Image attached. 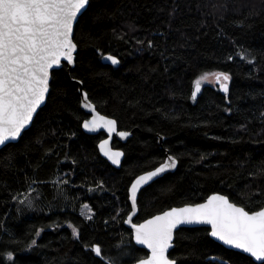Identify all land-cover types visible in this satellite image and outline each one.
<instances>
[{
    "label": "trees",
    "instance_id": "obj_1",
    "mask_svg": "<svg viewBox=\"0 0 264 264\" xmlns=\"http://www.w3.org/2000/svg\"><path fill=\"white\" fill-rule=\"evenodd\" d=\"M74 41L76 66L53 71L30 129L0 149V264L147 257L125 225L128 189L166 151L178 167L141 190L136 223L212 193L250 212L264 207V0H90ZM107 54L117 67L102 62ZM214 73L228 75V90L203 85L195 99L196 81ZM79 82L101 113L133 133L114 141L125 152L121 168L99 153L104 133L83 131ZM170 258L258 264L205 227L178 230Z\"/></svg>",
    "mask_w": 264,
    "mask_h": 264
},
{
    "label": "snow or ice",
    "instance_id": "obj_2",
    "mask_svg": "<svg viewBox=\"0 0 264 264\" xmlns=\"http://www.w3.org/2000/svg\"><path fill=\"white\" fill-rule=\"evenodd\" d=\"M87 4L88 0H0V145L15 140L32 119L48 90L49 69L60 65L61 57L69 63L73 61L75 45L70 39L73 21ZM107 59L113 64L118 63L111 56ZM214 75L218 83L229 80L224 73ZM207 79V75L201 77V80ZM201 80L196 81V92L200 90ZM222 87L227 91V83ZM83 127L89 131L104 127L112 133L116 131V122L97 116L85 122ZM118 135L126 137L128 133ZM107 144L108 141L101 144V150L114 164H119L122 153L111 152ZM171 167H175L174 162L141 177L136 185ZM136 185L132 187L133 202ZM184 223L210 224L213 237L264 261V211L249 214L244 208L229 203L225 197L213 196L205 204L173 209L134 226L136 242L151 249V258L143 264H172L165 253L173 229ZM73 234L78 237V230L74 228ZM93 250L97 255L101 254L99 246Z\"/></svg>",
    "mask_w": 264,
    "mask_h": 264
},
{
    "label": "water",
    "instance_id": "obj_3",
    "mask_svg": "<svg viewBox=\"0 0 264 264\" xmlns=\"http://www.w3.org/2000/svg\"><path fill=\"white\" fill-rule=\"evenodd\" d=\"M89 2L90 0H88V4L86 5L85 9H82L81 12H79L75 18V20L73 21V26H72V32H71V35H70V39L72 41V43L75 45V51L72 52V56H73V61L71 63H69L68 61H66L63 57H61V63L60 65L58 66H53L51 69H49V79H48V90L47 92L45 93L44 95V99L37 105L35 111L33 112L32 114V119L25 125V127L21 130V133L20 135L15 139V140H9L7 141L4 145H0V149L4 148L5 146L9 145V144H12V143H17L20 138L22 137V135L24 134L25 131L29 130L30 127L32 126L34 120H35V117L36 115L38 114V112L40 111L41 108H43L46 103H47V100H48V96H49V93H50V89H51V81H52V74H53V71L55 70H59L63 67L64 64H67L68 67L70 69L74 68L76 66V54L78 52V46L77 44L75 43L74 41V34H75V29H76V25L80 19V17L83 15V13L87 10L88 6H89ZM113 57L115 58L118 63L116 64H113L111 62V60L107 59V57ZM102 62L104 64H109V65H112L114 67H117L120 63L119 59L116 57V56H113V55H110V54H107V55H104L102 57ZM80 84V88H79V93H80V96H81V108L89 115V118L86 119L83 123H82V128H83V131L87 134H91V135H96V134H99V133H104L106 136L100 140V142L98 143V150H99V153L101 154V156L103 158H105L112 166H114L115 168H121V165H122V162L125 158V152L122 150V149H119V148H114L113 147V142L115 139L125 143L127 142L132 136H133V133L131 131H123V130H120L119 127H118V123L116 121V119L112 118V117H109L103 113H101L96 105L90 100L89 98V95L88 93L86 92V90L83 88V84L81 82H79ZM203 88V85L200 86V90L198 92H196V90L194 89V92H193V96L195 99L198 98L201 90ZM222 90L223 87L221 88ZM227 90H228V83H227ZM85 96H86V99H85ZM86 105H90L89 107H86ZM94 109V110H93ZM97 116H102L104 117L105 119H109V120H114L116 122V131L115 132H112V133H109L108 130L104 127H100L98 130L96 131H89L88 129L84 128L83 127V124L85 122H89L91 121L94 117H97ZM120 132H124V133H128V135L126 137H121L118 135V133ZM105 141H108V144H107V149L110 150L111 152H120L122 153V155L120 156V163L119 164H114L112 162L111 159H109L108 156L104 155V151L101 150L100 148V145L103 144ZM163 141V140H162ZM174 162L175 163V167H171V168H167L165 169L164 172L162 173H158V175L152 177L151 180H148V181H141V183L139 185H136V181L137 180H140L141 177H147L149 176L151 173L153 172H156L159 168L163 167L165 164H169V163H172ZM178 167V160L173 157L169 151H166V159L164 162H162L161 164H159L157 167L149 170V171H146V172H143L141 174H139L138 176H136L134 178V180L132 181V183L130 184L129 186V189H128V193H129V201H130V204H131V212L129 213V215L127 216L126 220H125V225L127 226V228H129L131 231H132V236H133V241L135 242L136 245H138L139 247L145 249L147 252H148V255L147 257L143 258V259H140L136 262H133L131 264H143L144 261H147L151 258V249H149L146 245H141L139 243L136 242L135 240V227H138L139 225L141 224H144L146 223L147 221L149 220H152L154 219L155 217L157 216H162L164 215L165 213L167 212H170L172 211L173 209H181V208H186V207H196V206H199V205H202V204H205L207 203L213 196H223L225 197L229 203L237 206V207H242L240 205H237L236 203L232 202L228 196L224 195V194H221V193H212L211 195H209L204 201L200 202V203H196V204H185V205H181V206H174L170 209H167L161 213H158L150 218H147L143 221H141L140 223H136L134 220L136 218V216L138 215L139 213V207H138V197H139V194L141 192V190L145 187H147L148 185H150L151 183H153L154 181H156L157 179L163 177L164 175H166L167 173H170V172H174ZM133 185H136V188H137V191H136V198H135V201L133 202L132 200V187ZM244 208V207H242ZM245 209V208H244ZM245 211H248L245 209ZM257 211H264V207L260 210H257ZM257 211H254V212H249V214H254L255 212ZM198 227H205V228H209L210 229V237L216 241L217 243L221 244L222 246H224L225 248L229 249V250H233V251H237V252H240L250 258L253 259L254 262L258 263V264H262L264 263V261L262 260H257L256 257L252 256L251 253H248V252H245L243 249H240V248H236L234 245H228L226 243H224L223 241H221L218 237H213L211 235V231H212V226L210 224H204V223H184V224H179L177 225V227L175 229H173V232H172V239L170 241V246L167 248L166 250V257L167 259L172 262V264H177V261L170 258V252L171 250L174 248V241H175V235H176V232L178 230H180L181 228H198ZM97 246V245H96ZM95 246V247H96ZM99 257H101V254L98 255Z\"/></svg>",
    "mask_w": 264,
    "mask_h": 264
},
{
    "label": "rangeland",
    "instance_id": "obj_4",
    "mask_svg": "<svg viewBox=\"0 0 264 264\" xmlns=\"http://www.w3.org/2000/svg\"><path fill=\"white\" fill-rule=\"evenodd\" d=\"M214 74L207 75L208 76L207 80H201V78H200L199 80H201V85H214V86H216L217 81L215 79V75ZM223 83H227V82L223 81ZM28 200L30 201V203L32 202L31 205H33L34 199H31L30 196H24L23 198H21V202H26V201L28 202Z\"/></svg>",
    "mask_w": 264,
    "mask_h": 264
},
{
    "label": "flooded vegetation",
    "instance_id": "obj_5",
    "mask_svg": "<svg viewBox=\"0 0 264 264\" xmlns=\"http://www.w3.org/2000/svg\"><path fill=\"white\" fill-rule=\"evenodd\" d=\"M228 82V81H227ZM222 84H223V81L221 80V82H217L216 83V86H214V85H212L213 87H219V88H221L222 87ZM106 136V135H105ZM117 140V139H116ZM115 141V140H114ZM113 147H114V142H113ZM114 148H118V147H114ZM119 149H121V148H119Z\"/></svg>",
    "mask_w": 264,
    "mask_h": 264
},
{
    "label": "bare ground",
    "instance_id": "obj_6",
    "mask_svg": "<svg viewBox=\"0 0 264 264\" xmlns=\"http://www.w3.org/2000/svg\"><path fill=\"white\" fill-rule=\"evenodd\" d=\"M135 177V176H134ZM200 202V201H199ZM20 203V202H19ZM23 205V203H21ZM125 205V204H124ZM181 206V205H180ZM123 207V206H122ZM127 209V208H126ZM110 261V260H109Z\"/></svg>",
    "mask_w": 264,
    "mask_h": 264
}]
</instances>
